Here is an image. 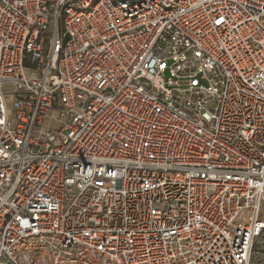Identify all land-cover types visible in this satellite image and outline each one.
Returning <instances> with one entry per match:
<instances>
[{
	"label": "built area",
	"instance_id": "obj_1",
	"mask_svg": "<svg viewBox=\"0 0 264 264\" xmlns=\"http://www.w3.org/2000/svg\"><path fill=\"white\" fill-rule=\"evenodd\" d=\"M0 264H264V0H0Z\"/></svg>",
	"mask_w": 264,
	"mask_h": 264
},
{
	"label": "water",
	"instance_id": "obj_2",
	"mask_svg": "<svg viewBox=\"0 0 264 264\" xmlns=\"http://www.w3.org/2000/svg\"><path fill=\"white\" fill-rule=\"evenodd\" d=\"M166 75H168V72H166Z\"/></svg>",
	"mask_w": 264,
	"mask_h": 264
}]
</instances>
